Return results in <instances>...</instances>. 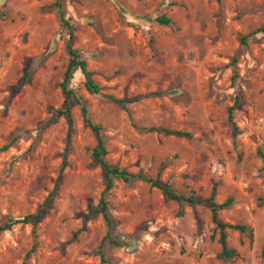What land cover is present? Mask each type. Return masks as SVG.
I'll list each match as a JSON object with an SVG mask.
<instances>
[{
  "label": "rangeland",
  "instance_id": "obj_1",
  "mask_svg": "<svg viewBox=\"0 0 264 264\" xmlns=\"http://www.w3.org/2000/svg\"><path fill=\"white\" fill-rule=\"evenodd\" d=\"M159 15L173 24H160ZM67 41L99 86L89 92L74 70L69 87L80 102L68 100L71 126L57 114ZM238 92L234 138L227 116ZM108 95L136 100L122 107ZM82 103L102 126L109 164L200 198L214 187L218 203L233 197L220 219L253 230L250 243L226 229L227 246L239 253L233 263L220 256L204 204L184 205L177 216L176 201L136 178H116L106 194L110 233L123 244H101L108 224L100 212L87 214L105 174L92 162L96 137ZM258 148L264 155V0H0V226L42 212L34 225L0 231V264H264Z\"/></svg>",
  "mask_w": 264,
  "mask_h": 264
},
{
  "label": "trees",
  "instance_id": "obj_2",
  "mask_svg": "<svg viewBox=\"0 0 264 264\" xmlns=\"http://www.w3.org/2000/svg\"><path fill=\"white\" fill-rule=\"evenodd\" d=\"M57 8H58L59 20L68 29L69 38H71L72 37L71 24L68 18L65 17V14L63 10L61 9V5L59 3L57 4ZM155 19L157 22L163 25L173 24V20L166 15L156 16ZM240 43L242 45H245L247 43V36H242L240 38ZM66 49L69 54V63L64 71L63 78L60 83L61 90L64 94L65 100L63 102V108L58 110L57 114L64 115L67 118L69 126H71L72 117H71V113H70V109L68 105V100L70 98H73L74 100L80 102V99L77 97L75 91L71 87H69L70 81L73 78L74 70L78 68L81 71L84 77V85L89 92L98 93L99 86L95 83V81L91 77V72L87 70L86 65H85V60L81 57L80 52L76 48L72 47L69 41L66 42ZM236 60L237 58L236 56H234L231 62V65L233 66V75H232L233 84H235L236 79L238 78V74L235 68ZM107 97L112 102L119 104L122 107H126L127 104L136 100V98H117L112 95H108ZM240 97H241V94L238 92L235 97L234 104L228 110V116H227V120L230 123L232 130H233L234 138L238 135L239 129L237 128L234 122V119H233V109H234V106L239 102ZM81 111L83 114L84 122L94 132L95 137H96V145L92 148V151H91L92 162L99 164L105 174V187L101 194L99 203L96 206H90V212L87 214V216H89L95 212H100L108 224V230L101 244L106 239L108 240L109 243L117 245V246H121L123 244V242H121L119 239L111 235L110 229H109L110 228L109 226L111 225V217L107 210L106 194L112 188L114 180L116 178H119L126 182L136 178V179H140V180H143L149 183L150 186L152 187H156L160 189L166 198L170 200H174L179 204L177 216L183 215L184 205L192 206L194 204H204L210 211L211 222L214 224V227L218 230L217 240L221 247L220 256L227 258L228 260H230L231 263H233L239 257V253L235 249L229 248L227 246L226 229L227 228L234 229L242 234H245L248 236L249 242L250 243L252 242L253 230L251 227H249L246 224L230 223V222L223 221L220 219L218 215L219 209L226 208L232 205L233 197L229 196L222 202L218 203L214 199V190H215L214 187L208 197L200 198L195 195L193 190H190L187 193H182V192L175 190L170 185L163 184L157 177L145 176L142 173H132V172L127 171L126 169L120 168L117 165L109 164L104 158V155L106 154L107 150H106L104 140H103L102 126L93 122L90 119V117L87 115V107L84 103L81 104ZM148 130L157 131V132H160L166 135H174L178 137H185V138L191 137V134L188 131L171 129L167 127L150 126ZM4 147L6 148L7 146H4ZM257 154L264 161V155L262 154L259 148L257 149ZM64 165H65V161H63L62 163L59 176L61 175V170L63 169ZM47 201H48V198L46 199L45 203ZM41 214H42L41 209H39L36 212L27 214L21 218L9 220L0 226V231L9 229L14 223H18V222L31 223L32 225H34V223L41 216ZM195 224H196V233L200 234L202 232L201 220L197 216H195ZM99 253L101 256V260L104 261V256H103L102 251L100 250Z\"/></svg>",
  "mask_w": 264,
  "mask_h": 264
}]
</instances>
